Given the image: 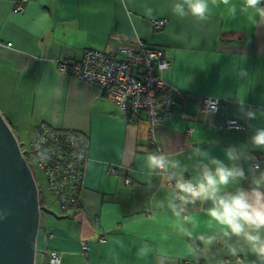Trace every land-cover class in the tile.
<instances>
[{"label": "crops", "instance_id": "crops-1", "mask_svg": "<svg viewBox=\"0 0 264 264\" xmlns=\"http://www.w3.org/2000/svg\"><path fill=\"white\" fill-rule=\"evenodd\" d=\"M12 1L0 0V113L10 127L29 123L33 133L40 123L72 128L88 144L81 206L67 214L41 211L34 264H47L50 250L60 254L61 264H208L189 254L192 236L178 233L171 214L154 206L170 183L143 168L144 157L154 152L143 114L131 121L98 86L61 74L56 61L84 48L121 56L119 49L136 40L161 49L170 62L162 76L179 92L172 96V116L155 125L154 135L161 152L191 172L195 146L223 158L226 147L247 144L253 130L264 127V26L251 29L239 8L229 16L224 0H208L205 20L174 16L172 0H26L22 12L12 11ZM155 19H165L158 30L151 25ZM203 96L221 99L216 113L200 111ZM247 111L256 119L248 120ZM226 119L244 128L225 127ZM256 153L264 167V151ZM208 206L187 208V215L200 218L197 232L214 231L203 215ZM81 240L88 243L85 254ZM145 244L152 251L140 257ZM221 247L208 256L224 264L254 259L223 255Z\"/></svg>", "mask_w": 264, "mask_h": 264}, {"label": "clouds", "instance_id": "clouds-1", "mask_svg": "<svg viewBox=\"0 0 264 264\" xmlns=\"http://www.w3.org/2000/svg\"><path fill=\"white\" fill-rule=\"evenodd\" d=\"M224 4L231 17L237 15L239 8L251 29L264 26V0H243L239 5L224 0ZM170 12L179 18L191 15L205 20L210 5L208 0H172ZM145 15L151 16L152 9L146 8ZM206 105V116L216 111L211 98ZM244 115L254 120L257 113L247 111ZM253 150L264 151V127L255 128L247 144L226 147L223 158L195 146L189 157L195 160L191 172L164 152H151L143 159V168L149 175H166L170 183L165 199L156 200L154 206L171 214L178 233L192 236L189 254L197 259L207 258L208 264H224L222 258L208 256L216 245L222 246L218 251L223 255L253 257L248 264H264V167L256 163ZM198 202L209 205L203 209V215L214 229L210 233L197 232L200 218L186 214L188 206ZM189 224L195 235L188 231ZM151 251L145 244L138 250V256H147Z\"/></svg>", "mask_w": 264, "mask_h": 264}, {"label": "built area", "instance_id": "built-area-1", "mask_svg": "<svg viewBox=\"0 0 264 264\" xmlns=\"http://www.w3.org/2000/svg\"><path fill=\"white\" fill-rule=\"evenodd\" d=\"M25 1L13 0L12 11L22 12ZM164 23L165 19H155L151 25L158 30ZM119 53L121 56L84 48L79 56L57 60V70L61 74L98 86L109 100L129 113L131 121L140 120L143 114L149 124L148 144L154 148V152H161L155 139L154 127L160 120L172 116V95L179 92L162 76L170 67V62L161 49L142 40L120 48ZM210 98L216 106L213 113L218 111L222 103L216 97H200V111L204 114L206 101ZM223 124L232 129L244 128L235 119H226ZM187 132H190L189 128ZM27 154L42 172L46 189L54 197L59 212L67 214L77 211L81 206L80 193L88 160L85 135L72 128H58L40 123L29 141L28 151H23L25 159ZM253 155L256 163L260 164L261 155ZM125 182L128 184L130 180L126 179ZM103 240L104 237L99 238V241ZM80 245L85 254L88 249L87 241L81 240ZM47 264H61V256L56 250L49 251Z\"/></svg>", "mask_w": 264, "mask_h": 264}, {"label": "water", "instance_id": "water-1", "mask_svg": "<svg viewBox=\"0 0 264 264\" xmlns=\"http://www.w3.org/2000/svg\"><path fill=\"white\" fill-rule=\"evenodd\" d=\"M40 214L31 168L0 113V264H34Z\"/></svg>", "mask_w": 264, "mask_h": 264}, {"label": "rangeland", "instance_id": "rangeland-1", "mask_svg": "<svg viewBox=\"0 0 264 264\" xmlns=\"http://www.w3.org/2000/svg\"><path fill=\"white\" fill-rule=\"evenodd\" d=\"M14 136L16 137L18 144L20 146V149L22 151H28L29 149V141L31 139V136L33 134V127L29 123L18 126V127H10ZM26 161L28 165L32 166V175L37 187L38 191V198L40 200V208L49 210H53L54 212H59L57 204L54 197L49 193V191L46 189V183L44 176L42 172L33 164L32 158L27 154L26 155Z\"/></svg>", "mask_w": 264, "mask_h": 264}, {"label": "trees", "instance_id": "trees-1", "mask_svg": "<svg viewBox=\"0 0 264 264\" xmlns=\"http://www.w3.org/2000/svg\"><path fill=\"white\" fill-rule=\"evenodd\" d=\"M173 96V95H172ZM173 99V98H172ZM128 113V112H127ZM128 116H129V113H128ZM87 142V141H86ZM39 204H40V200H39ZM43 209L41 208V211H42Z\"/></svg>", "mask_w": 264, "mask_h": 264}, {"label": "flooded vegetation", "instance_id": "flooded-vegetation-1", "mask_svg": "<svg viewBox=\"0 0 264 264\" xmlns=\"http://www.w3.org/2000/svg\"><path fill=\"white\" fill-rule=\"evenodd\" d=\"M31 168V167H30ZM33 169L31 168V171H32ZM33 173V172H32Z\"/></svg>", "mask_w": 264, "mask_h": 264}]
</instances>
